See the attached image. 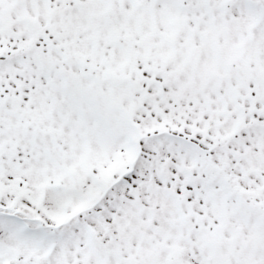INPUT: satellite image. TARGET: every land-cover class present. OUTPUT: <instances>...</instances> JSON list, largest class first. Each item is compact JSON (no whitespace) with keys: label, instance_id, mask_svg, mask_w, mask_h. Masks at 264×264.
<instances>
[{"label":"snow or ice","instance_id":"snow-or-ice-1","mask_svg":"<svg viewBox=\"0 0 264 264\" xmlns=\"http://www.w3.org/2000/svg\"><path fill=\"white\" fill-rule=\"evenodd\" d=\"M0 264H264V0H0Z\"/></svg>","mask_w":264,"mask_h":264}]
</instances>
